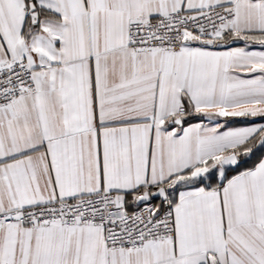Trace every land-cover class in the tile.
<instances>
[{"label": "snow or ice", "instance_id": "6c2138e0", "mask_svg": "<svg viewBox=\"0 0 264 264\" xmlns=\"http://www.w3.org/2000/svg\"><path fill=\"white\" fill-rule=\"evenodd\" d=\"M0 264H264V0H0Z\"/></svg>", "mask_w": 264, "mask_h": 264}]
</instances>
